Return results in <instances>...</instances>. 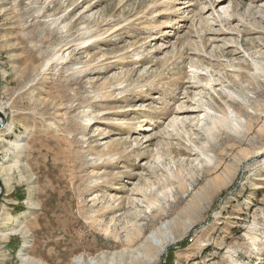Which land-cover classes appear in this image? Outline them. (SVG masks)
Masks as SVG:
<instances>
[{"label":"rangeland","instance_id":"obj_1","mask_svg":"<svg viewBox=\"0 0 264 264\" xmlns=\"http://www.w3.org/2000/svg\"><path fill=\"white\" fill-rule=\"evenodd\" d=\"M214 1L0 0V264L12 227L110 264L163 222L149 264H264V0Z\"/></svg>","mask_w":264,"mask_h":264},{"label":"bare ground","instance_id":"obj_2","mask_svg":"<svg viewBox=\"0 0 264 264\" xmlns=\"http://www.w3.org/2000/svg\"><path fill=\"white\" fill-rule=\"evenodd\" d=\"M217 1L221 2L222 0H215L214 3H216ZM179 3H181V2H179ZM202 4H201V7H202ZM207 7L203 6L200 10L204 13V11L206 10ZM209 7H210V9H212L211 6H209ZM227 7H225V11L226 12H228V8ZM193 13H194V11H193ZM228 19H229V17H228ZM193 75L194 76H192V80L196 76V71L193 73ZM212 77H213V75L207 77V81H206L207 85H212L214 83L213 81L215 79H213ZM191 82H193V81H191ZM195 83H197V82L195 81ZM194 86H196V85H194ZM184 102L185 101L180 102V104L177 107V112L188 111V110H192V111H195V112H197V111L201 112V110H199V108H200L199 105L198 106L188 105L189 108L188 107L185 108V106L187 104L184 103ZM191 103H192V101H191ZM210 109L211 108L209 107V109H206V111L204 110V113L201 115V117L199 115L198 119L201 120V119H204L205 117H210L211 118V117L215 116V115L212 116L213 112H211ZM0 127H1V125H0ZM149 129H151V128L149 127ZM1 137H2V133H0V139H2ZM13 143L14 142H12V144ZM7 159H9V157H7ZM5 162H7V161H5ZM5 164L6 163H4V164L2 163V167H4ZM7 167L9 168V172H10L11 165H7ZM22 228H23V226L22 227H18V228L12 227L11 229H8V230H10V231H8L10 234H12V235H20L21 237H23V244H22V247L19 249V253H18L20 256L19 255L18 256L21 257L22 260H28L30 263L40 264L39 262L35 261L34 259L29 257L25 253V250H27V248L29 247V242L26 239V232L22 231ZM248 237H249V235H248ZM174 238H175V235L172 232V228L170 227V223L169 222H163L160 225V227L158 228V230L153 231V232H151L148 235V238L145 240V242L141 246H139V248H137V249L135 248L136 250H133L131 248L130 250H127V251L130 252V253L134 252L135 254H137L134 257V261H136L138 264L139 263H141V264L142 263L149 264L150 262H153V261H155L157 259H160V256L165 251L168 242H172L174 240ZM258 239H260V238H258ZM251 240H252L253 244L255 246H257V244H256L257 237H251ZM127 251H124V252H113L112 254H110L111 258H110V262L109 263L110 264H123L124 263V259H123L124 256L123 255H124L125 252L127 253ZM105 261H106V256L104 254L98 255V256H89V257H86V258L83 255H78V256H75V258L73 259L71 264H85L86 262L88 264H103Z\"/></svg>","mask_w":264,"mask_h":264},{"label":"water","instance_id":"obj_3","mask_svg":"<svg viewBox=\"0 0 264 264\" xmlns=\"http://www.w3.org/2000/svg\"><path fill=\"white\" fill-rule=\"evenodd\" d=\"M0 116L3 118V122H4V113L2 112V110L0 109ZM3 125V123L1 124V126ZM0 187H1V181H0Z\"/></svg>","mask_w":264,"mask_h":264},{"label":"built area","instance_id":"obj_4","mask_svg":"<svg viewBox=\"0 0 264 264\" xmlns=\"http://www.w3.org/2000/svg\"><path fill=\"white\" fill-rule=\"evenodd\" d=\"M190 240H192V239H190Z\"/></svg>","mask_w":264,"mask_h":264}]
</instances>
